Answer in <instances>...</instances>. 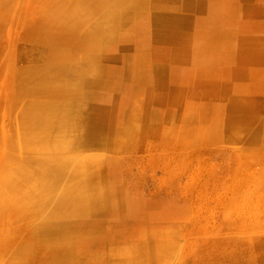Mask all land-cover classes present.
I'll use <instances>...</instances> for the list:
<instances>
[{
  "label": "rangeland",
  "instance_id": "obj_1",
  "mask_svg": "<svg viewBox=\"0 0 264 264\" xmlns=\"http://www.w3.org/2000/svg\"><path fill=\"white\" fill-rule=\"evenodd\" d=\"M43 1L42 6L41 0H4L2 5L0 0V18L10 21L0 26V156L7 154L2 152L8 149V137L21 122L18 114L15 118L4 108L15 95L5 89L13 73L28 66L30 49L43 46L47 57L48 47L58 51L62 46L58 44L68 41L63 52L77 69L79 64L84 69L87 60L94 61L91 68L87 63L86 70H80L81 75L70 77L88 82L95 74L90 80L94 86L90 81L88 87L84 81L78 83L86 101L81 102L79 92L80 98L75 92L71 99L66 97L71 106L77 97L73 113L80 103L84 110L80 107L75 111H81L80 117H72L70 107L66 117L85 121H78L82 125L78 130V123L71 121V133L70 122L66 124L70 128L66 138L89 141L87 132L97 133L96 143L78 146L80 154L88 150L98 156L94 160L101 158L78 184L88 186L81 193L90 207L102 205L104 210L89 215L56 213L54 219L66 222L69 236L80 232L78 243L71 245L73 259L67 260L74 264H264V0H141L140 6L132 0L135 4L126 7L124 0H108L114 14L101 20L97 13L88 19L99 22L92 50L75 46L89 22L74 33L60 34L65 39L52 36L58 48L52 41L39 46L44 31L35 30L39 28L35 24L41 20V28H51V1ZM9 2L17 4L18 10L17 5L9 8ZM47 3L51 11L45 8ZM15 17L18 20H12ZM3 18L0 24L5 23ZM109 20L113 27L106 34L102 31ZM35 26L34 34H41L31 37L28 33ZM22 28L29 29L28 37L36 43L20 37L26 35ZM73 45L75 50L70 51ZM19 50L21 56L28 54L20 57ZM3 52L10 53V60L4 59ZM43 59L32 64L41 65ZM93 64L98 75H87ZM85 94L92 95L86 98ZM9 124L13 130L6 128ZM88 153L85 157L93 160ZM9 154V161L3 160L7 169L13 156ZM65 175L66 183L71 174ZM3 206L0 200V264H8L10 256L16 258L10 254L14 246L18 248L13 239L23 240L31 224H24L29 219L22 212L19 222L20 215ZM8 242L14 243V249H5ZM33 245L37 251L27 245L29 256L28 248H21L22 260L25 255L32 258L25 257L26 263L19 259V264L64 263L55 252L60 247L47 245L39 251Z\"/></svg>",
  "mask_w": 264,
  "mask_h": 264
},
{
  "label": "bare ground",
  "instance_id": "obj_2",
  "mask_svg": "<svg viewBox=\"0 0 264 264\" xmlns=\"http://www.w3.org/2000/svg\"><path fill=\"white\" fill-rule=\"evenodd\" d=\"M2 1H4V0H1V5L7 2V1H5L3 3ZM42 1L43 0H41V4H42ZM24 2H26V1H24ZM43 2H46V0ZM47 2H48V0H47ZM49 2L51 5L49 3H47V5L48 4L50 5L52 11L50 10L49 5L48 6L46 5L45 8L47 7V10L51 11V12H49V16H50L49 17L50 18L49 25L51 28L50 29H49V27L47 29L44 28L45 30L43 29V27L41 28L42 25L38 24L39 22H41V20H40L39 22H37L35 24L36 26L39 25V26H37L39 28H36V26L34 28L32 27L31 33H30L31 30L29 31V29H28L29 27L25 28V29L22 28L23 32L24 31L26 32L25 33L26 35H24L22 33L23 36H20L23 38L26 36L28 37L29 36L28 34H30V36L33 34L35 37V35H36V34H34L36 32L35 30L38 31L40 29L39 31H41V29H42L44 31L43 32L44 34L42 33V35H41L42 38L40 37L41 41L37 39V41H40L39 43L37 42L40 47H41L40 43L43 45L45 43L46 44L45 46H47L48 45L47 43H49L48 41H52V36L54 37L56 35L57 39H58L59 38L58 34H59L60 37L64 38V35L61 36L60 34L66 35L70 32L74 33L76 30L78 31V29L80 28V25H83V24L89 22V25H88L89 29H87V31L85 33H83L84 35L82 37H80L79 39H78L79 35L77 36V39H75V40H77L78 42L75 43V46H76V49H78L80 46H83V47L88 46V47H90L89 49L92 50V46H95V44H96L97 35L100 33V31L97 30L99 22H97L96 18L94 19L96 22L92 21V20L90 22V20H88V19H90L91 17H93V18L96 17L95 14H97V13H98L99 18L101 20L109 18V16L112 15V13L114 14V12L108 7V0H49ZM126 2H127V0H124L123 5L125 7H126V5L130 6L132 3L135 4L134 3L135 1L132 2V0H128V2H129L128 4H126ZM136 2L140 6L141 0H136ZM8 4L7 5L9 6V8H11V6H10L11 4H12V6L14 5L13 2L11 4L9 2ZM17 4H20V1H18ZM17 4H15L14 6H16ZM105 4H106V10L104 11L103 8H104ZM121 4H122V2L120 3V5ZM7 5L4 6L7 9L3 8V10L5 11V9H6V13L7 12L10 13L11 9L9 11ZM24 5L22 6V9H21V10H23V12L26 10ZM43 5H44V3L42 4V6ZM18 7L19 6L17 5L14 8L16 9ZM16 10H18V9H16ZM102 11H104V13H102ZM23 12H20L19 15H22ZM2 18H0V19H2ZM4 18L7 19L6 17H4ZM4 18H3V20H5ZM20 18H21V16H20ZM15 19H16V17L12 20L15 21ZM43 19H44V17H43ZM16 20H18V19H16ZM45 20H43V21H45ZM6 21L10 22L8 20H5V23L3 22L2 24H0V26L6 24ZM109 23H110L109 27H106L105 28L106 30H103L102 32L107 34L108 32L111 31L113 26L112 27H110V26L112 25L113 22H110V20H109ZM18 24H19V22H18ZM44 25H45V23H44ZM49 25H47V26H49ZM23 27H25V26H23ZM33 29H35V30H33ZM48 29L51 31H49ZM26 30L29 31L28 34H27ZM82 32H84V31H82ZM39 33L40 32H38L37 35L40 36L41 33L40 34ZM22 34L20 32L19 35H22ZM33 35L31 37H33ZM43 35L47 36L46 38H48L49 40L46 39ZM50 36H51V38H49ZM30 38H29V41H31L33 39L32 40V43H33L34 38H32V39H30ZM36 38H39V37H36ZM104 38L106 39V37H103V39ZM53 40H55V38ZM67 40H65V41H67ZM52 42L54 43L55 41H52ZM35 43H34V45H35ZM51 43L49 45H51ZM66 44L68 45L69 42L67 41V43H65L64 46H63V43L60 42L58 45H60L61 47H59L58 51H56V50L53 51L52 47H50V48L48 47V49L45 50V51H47V54H48L47 57L48 58L46 57V55H44L46 53H43L44 52L43 48L46 49L45 47L42 46V48H41L43 50L42 51L40 49L39 50L37 49L38 45H35L36 47H34L33 44H32L33 47L30 45V47L34 48V49L31 48L32 50L30 49V51H33L32 53H34V50L37 49V52H35L37 54L35 55V53H34L32 55V53L29 52L31 54V56L28 55V57H26V60H28L27 62L29 63L28 66L21 68L19 70H16L13 73V75L16 78L14 77L13 79H10L8 82V88L5 89V90H8L7 93L11 90L12 91L11 95L14 92L16 96L12 95L11 96V97H13V98H11L12 100L9 102L8 101L5 102V103H8V105L7 104H6L7 106L4 105L5 106L4 108L7 109V111L9 110L8 111V112H10L9 114H12L13 117L15 116V118H17V117L20 118L19 120L18 119L17 120H18V122L21 121L20 122L21 124L19 123V128L16 125V127L18 128L16 133L13 130L14 129L12 126L13 124L12 125L9 124L10 127H8V126L6 127L8 130H13V135H12V133H11L12 137H11V135H9L8 139L9 138H11V139H9L8 141L11 143L5 142L8 149L2 153H5V152L7 154L10 153L9 155H13V156H11L12 162H9L10 164H9L8 169L4 166V164H5L4 161L5 160L7 162L9 161L7 159L8 156L6 158L7 154L6 155L1 154V156H0V160L1 161L4 160L3 162H0V165L3 163L0 166V200L3 202V205H4L3 207L7 208V207L11 206V211L13 213H17V215H20L21 213L20 214H18V213L22 212V214H25V216H26V217H24L25 220L29 219L31 221V220H33V219H31L32 217L35 218L31 222H29V220H28V222L27 221L24 222V224L27 223V225L28 224H31V225L26 226L27 228L25 227L26 230L27 229L28 230H27V232L25 230V232H26L25 236L26 237H24L23 240H18V237H17V239L16 238L13 239V242L15 240V242H14L15 245L18 246V248L16 246H14L16 248L15 251L11 249V247L14 249L13 245H11L14 243L11 242V244H9V242H8L10 247H8L9 246L8 244L5 245V249L7 248V251H8V248H9V250L11 249L10 250L11 255H12V252L16 254L15 255L16 258L14 257V254L12 256L9 255L11 257V259L7 260L8 264H19L22 261H23L22 263H26L25 262L26 260L28 261L29 258H32L31 256L28 258V256H29L28 254L30 253V251H29V247L27 245H31V247H32L33 244L37 245V246H35V245H33V246L35 247V249L37 247L39 251L44 250L45 249L44 247H46L47 245H51V246L55 245L56 247H60L55 251V252H59L62 255V257H60V259L63 260L64 263H60V264H74L73 260H67L66 257H70L71 259H73L72 258L73 257V254H72L73 248H71V245L78 243L77 233H80V232H77L75 237L69 236L68 235L69 232H67V231H69V227L66 224V222L54 219L55 217H57L56 213L59 212V210H61V212L63 211V213L64 212H67V213L70 212L69 214L77 213V214H82V215H89L92 212L104 210L102 205L90 207L91 206L90 200L86 196H84L83 193H81L83 190H86V188L88 186L85 187L82 185L83 187L81 186V188H80V184H82V180H84V177L87 176L86 173L89 171V167L92 168V166H94V161L96 159L98 160V162L95 164H98L101 158L100 159L95 158V160H94V157H96L97 155L94 154L93 152H89L88 150H86V154L89 152L87 156L91 155L93 157V160L90 156L85 157L86 154H84V152H85L84 150H83V153H81V154H84L82 156L79 153L82 151H80V149H78L79 148L78 146L87 147V146H90L91 144L96 143L97 141L95 138L97 136L96 135L97 133L95 131L89 130L87 132L88 135H86V136H88L89 141L87 138L86 139L81 138L80 141H76V142L67 141L68 137L66 135L69 134V132L67 133V131H69L70 128H66V126H69L71 124V121H72V123H78L77 129H76V130H78L79 126H80V129L82 126V125H79V122L84 121L82 119L78 120L79 118L76 119L77 117H80L79 113L81 111H84L83 106H81L82 103H80L79 106H76L79 109L74 110V113H75V111H79L80 107L82 110L79 113H75V114L73 113V107L75 104L78 103V102H76V101H78L76 98L77 97L80 98L79 94L82 93V92H80V89H81L80 85L81 84L79 82H83L84 80L81 78L82 81L80 79H78V80L76 79L77 81L74 79L75 81H73V79L70 78L71 75H73V73H76L75 75H81L80 70L82 69L81 67L83 65L79 64V66H80V69L78 68L79 70L76 68L75 64L72 65L73 64V60H71L72 57L70 58V55H68V53L64 54V52H63V51H65L64 49H66V46H67ZM55 45L57 46V43ZM70 45L72 46V44H70ZM13 46H14V44H13ZM75 46L70 47V51L71 50L74 51ZM30 47H28V48H30ZM14 48L15 47H13V51H14ZM57 48H58V46H57ZM71 48H73V49H71ZM26 50H24V52ZM13 51H12V53H13ZM22 51L19 50L16 53L17 54L20 52L22 53ZM10 53H11V51H10ZM17 54H16V56H17ZM24 54L26 55V54H28V52L24 53ZM8 55L5 56V53L3 52V56L5 57V58L3 57L4 59H6V57H8ZM25 55H22V56H25ZM42 55L45 56L46 59H45V57H43L44 58L43 59ZM86 55H89V54H86ZM19 56L22 57L21 55H19ZM19 56H17V57H19ZM91 57H90V59H91ZM8 59H9V57H8ZM38 59H43L42 64L34 66L32 63ZM82 62H84V61H82ZM90 62L91 61H89V60H87L86 63L84 62V64L86 66L83 67L84 69H82V72H83V70H86L85 67L89 66ZM93 62H91V65ZM4 64H5V62H4ZM94 64H95V62H94ZM94 64H93V67H94L93 69H89V68L87 69V71L91 70V72L88 71L89 74H87V75L94 74L95 72L97 74V70H95V67H97V66H95ZM91 65H90V68L92 67ZM8 66H9V64H8ZM12 68H13V66H12ZM12 68H11L9 73H11V71L13 70ZM74 68H76V69H74ZM87 71L86 72L84 71V73L86 74ZM77 72H79V73L77 74ZM93 76H90V78L93 79ZM11 77H13V76H11ZM92 79H90V80H92ZM89 81L87 82V79H86V81H84L83 83H85V84L87 83L86 86L88 87ZM78 83L80 84L79 87H78ZM90 83H92L91 85H93V82L90 81ZM106 83H109V81ZM82 90H83V88H82ZM87 91H85V93H87ZM74 92L76 93V96H77V97L75 96L76 97L75 98L76 103L73 101L72 102L73 104L70 103V104H72V106H71V105L66 103V99H67L66 97L67 96L69 97ZM78 92H79V94L77 95ZM92 94H94V93H92ZM92 94H89V95L85 94V95H87L86 98ZM82 95H81V102H82L83 98H85L84 93ZM15 98H17L18 102L13 101V100H15ZM68 99H71V96ZM87 99H84L83 101H86ZM79 101H80V99H79ZM70 107H72V111H71ZM70 111L72 112V117H75L74 115L77 116L76 118H74V120L76 119L79 122L78 121L73 122V119H71V121H70L69 118H72V117H69V118L66 117V116H68L67 115L68 113L71 114ZM17 114H18V116H17ZM67 118L69 119V121H66ZM18 122H16V123H18ZM69 122H70V124H69ZM10 123H11V121H10ZM80 123H82V122H80ZM66 124H69V125H66ZM70 126L72 127V130H70V133H71V131H74L73 130L74 125L71 124ZM80 129H79V131H80ZM76 132H78V131H76ZM64 136H65V138H64ZM72 137H73V134H72ZM69 138H71V137L69 136ZM5 141H7V140L5 139ZM6 145H5V147H6ZM75 149H77V150H75ZM89 150H90V148H89ZM3 156H5V157H3ZM88 159H90L91 163L93 162L92 165H89L90 161L88 163L87 162ZM86 162H87V164H86ZM87 169H88V171H87ZM68 173H70L72 176L69 175L68 176L69 181L66 180L67 182L65 183V177L67 176L65 174H68ZM84 175H86V176H84ZM80 176H84V177L81 179ZM70 179H71V182H70ZM61 181H62L61 185L56 186V183H59ZM78 183H80V184H78ZM84 187H85V189H84ZM74 188H76L77 191ZM14 209H16V210H14ZM42 210L45 211L44 215H41ZM69 214H67V215H69ZM20 217L21 218H18V217H16V218L18 220L21 219V221H22L23 217L21 215H20ZM36 217L38 218L37 220H36ZM100 218L102 219V217H100ZM21 221L19 220V222H21ZM90 222L91 221H89V224H90ZM23 227H24V225H23ZM25 228H23V229H25ZM82 230H85V228H83V229L81 228V231ZM17 231H20V230H17ZM22 232H23V230H22ZM16 233L19 234L20 232H16ZM25 247L28 248L29 252H27L28 256L25 255L23 257V260H22V257H20V256H22V255H20V253H21L20 251H22L21 248H25ZM31 247H30V250L32 252L37 251V249L34 251L33 250L34 248L33 247L31 248ZM6 253L7 252H5L4 254H6ZM30 255H31V253H30ZM32 255H34V253H32ZM35 255H34V257H35ZM25 257H27L28 259ZM19 259H20V262H19ZM30 260H32V259H30Z\"/></svg>",
  "mask_w": 264,
  "mask_h": 264
}]
</instances>
